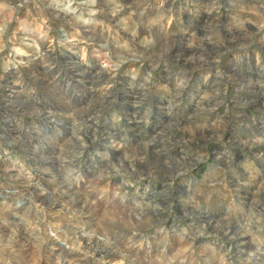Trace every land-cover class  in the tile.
Instances as JSON below:
<instances>
[{
	"label": "rangeland",
	"instance_id": "1",
	"mask_svg": "<svg viewBox=\"0 0 264 264\" xmlns=\"http://www.w3.org/2000/svg\"><path fill=\"white\" fill-rule=\"evenodd\" d=\"M263 145L264 0H0V264H264Z\"/></svg>",
	"mask_w": 264,
	"mask_h": 264
},
{
	"label": "bare ground",
	"instance_id": "2",
	"mask_svg": "<svg viewBox=\"0 0 264 264\" xmlns=\"http://www.w3.org/2000/svg\"><path fill=\"white\" fill-rule=\"evenodd\" d=\"M254 92V91H253ZM254 94V93H253ZM257 95L259 96V93H257ZM261 95V94H260ZM45 130V129H44ZM246 141H248V140H246ZM239 142V141H238ZM262 142V141H261ZM237 143V142H236ZM239 143H241V142H239ZM239 143H237V144H239ZM242 144V143H241ZM259 144H263V143H260V142H255V141H249V144H246V143H243L242 145H243V147L245 148V149H250L251 147H253V146H258ZM150 146H154L155 144H149ZM264 146V145H263ZM262 147V146H261ZM5 203V205H7L8 203H7V201H5L4 202ZM15 212V211H14ZM17 212V211H16ZM26 224V223H25ZM23 229V228H22ZM27 230V229H26ZM50 230H51V234H49L48 236L50 237V240L52 241V242H54V243H57L60 247H61V249H64V250H70L69 248L67 249L66 248V242H64V241H62V239H60V237L58 236V230H57V228H55V227H53V226H51L50 227ZM50 233V232H49ZM73 233V232H72ZM29 237V236H28ZM181 237V236H180ZM2 247V246H1ZM4 247V246H3ZM10 248L7 250V251H5V252H7V254H9V260H11V258H13L12 256H15L14 254H13V252L12 251H15L16 249L15 248H13V247H15V246H9ZM59 247V248H60ZM71 248V247H70ZM188 248V247H187ZM48 251H50V250H48ZM47 253H49V252H47ZM12 256H11V255ZM83 254V253H82ZM65 255V254H64ZM1 256V255H0ZM4 256V255H3ZM6 257V256H5ZM77 257V256H76ZM254 259H255V257H254ZM5 260V259H4ZM2 264H4V263H2ZM6 264V263H5ZM7 264H10V261H7ZM40 264V263H39Z\"/></svg>",
	"mask_w": 264,
	"mask_h": 264
}]
</instances>
